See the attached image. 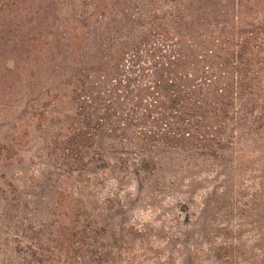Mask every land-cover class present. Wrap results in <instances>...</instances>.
<instances>
[{
  "label": "rangeland",
  "instance_id": "rangeland-1",
  "mask_svg": "<svg viewBox=\"0 0 264 264\" xmlns=\"http://www.w3.org/2000/svg\"><path fill=\"white\" fill-rule=\"evenodd\" d=\"M79 1L0 55V264H264V129L239 121L217 152L144 145L129 105L163 56L208 44L202 18L228 0Z\"/></svg>",
  "mask_w": 264,
  "mask_h": 264
},
{
  "label": "trees",
  "instance_id": "trees-1",
  "mask_svg": "<svg viewBox=\"0 0 264 264\" xmlns=\"http://www.w3.org/2000/svg\"><path fill=\"white\" fill-rule=\"evenodd\" d=\"M56 1L0 0V55L11 52L18 42L38 38L41 11L48 5L53 8ZM228 2L229 7L209 11L202 18L207 23V45H198L194 54L172 51L174 55L161 56L149 85L140 88L141 97L128 99L131 107L142 109L136 119L143 125L137 132L141 144L217 152L231 144L229 132L239 121L264 129V8L248 18L240 9L249 0ZM129 51V61L137 63L140 49ZM126 80L121 78L124 94L129 92ZM74 88L80 109L86 105L84 97L88 103L96 99L88 83L78 80ZM142 94L148 100L143 101ZM84 118L83 128L97 118L96 112ZM72 130L65 142L78 146L85 131Z\"/></svg>",
  "mask_w": 264,
  "mask_h": 264
}]
</instances>
